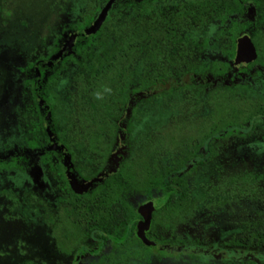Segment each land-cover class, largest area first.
<instances>
[{
    "label": "rangeland",
    "instance_id": "rangeland-1",
    "mask_svg": "<svg viewBox=\"0 0 264 264\" xmlns=\"http://www.w3.org/2000/svg\"><path fill=\"white\" fill-rule=\"evenodd\" d=\"M102 1L0 0V154L4 146H21L30 130L28 108L32 102L23 92L18 67L46 56L64 25L76 22L101 6ZM156 11L145 22L150 27L144 36H133L136 27L131 11L126 15L128 20L120 23L117 19L112 25V36L98 44L96 56L107 59L106 68L92 84L90 100L82 101L87 107L82 116L77 115L78 89L87 82L86 77L78 80L74 69L58 85L60 126L76 152L78 167L88 173L99 169L104 148L113 138L111 114L116 112L115 98L124 90V83L139 82L142 76L147 81L159 71L155 59L135 47L146 42L152 49L153 42L147 41L146 35L153 37L155 26L168 22V11ZM217 29V25L208 30L201 26L187 36L191 42L203 43ZM260 52L264 58V40ZM191 53L190 63L221 60L219 53L208 48ZM171 55L164 59L163 65L168 68L178 61ZM250 85L260 89L257 82ZM257 102L258 96L245 90L210 96L191 90L160 94L138 113L140 122L132 135V162L139 166L143 160H165L168 152L174 154L182 143L201 139L213 118L233 119L232 113L253 110ZM260 136L257 138L261 139ZM170 142L178 145L169 148ZM224 150L222 157L193 175L191 207L172 219L162 216L152 231L156 238L184 245L200 256L168 259L154 253L143 260L128 259L127 264H264V229L257 230L264 221V194L235 193L234 199L227 200L219 189L227 176L264 168V140L246 136L229 139ZM63 197L61 184L48 166L33 175L17 171L0 174V264H72L79 254L77 244L73 245L77 233L65 215ZM134 204L142 205L136 199ZM110 220L114 223V218ZM241 240L244 248H234ZM260 240L262 246L258 245ZM69 246L72 251L66 253L64 247ZM97 260L84 256L80 262L93 264Z\"/></svg>",
    "mask_w": 264,
    "mask_h": 264
},
{
    "label": "trees",
    "instance_id": "trees-1",
    "mask_svg": "<svg viewBox=\"0 0 264 264\" xmlns=\"http://www.w3.org/2000/svg\"><path fill=\"white\" fill-rule=\"evenodd\" d=\"M157 8L168 11V22L162 27L155 26L153 37L146 35L147 41L153 42L152 49L146 42L135 47L140 53L151 55L159 71L147 81L142 76L139 82L124 83V90L115 98L116 112L111 114L113 138L104 148L99 169L88 173L78 167L76 152L60 126L58 85L74 69L78 80L86 77L87 82L78 89L77 115L82 116L81 112L87 108L82 101L90 100L89 90L106 68L107 59L103 58V62L96 56L98 44L110 38L113 23L117 19L120 23L127 21L126 15L131 11L136 27L133 36H144L150 27L145 22L158 12ZM212 25H217L218 29L210 39L203 43L189 40L188 32L201 26L208 30ZM244 36L252 40L258 55L247 66L238 68L235 64L237 45ZM263 40L264 0H103L101 6L94 7L76 22L64 25L46 56L18 67L23 92L32 102L28 108L30 130L21 146L3 147L0 174L17 171L33 175L49 167L64 192L62 202L67 206L65 215L77 233L73 245L77 244L78 253L88 247L90 240L96 242L99 251L107 245L122 249L131 237L139 241L135 231L141 215L135 199L140 200V205L152 199L163 201V207L153 216V230L162 216L172 219L191 207L193 175L222 157L229 139L246 136L264 140V58L260 52ZM199 48L219 53L221 60L190 63L188 57ZM169 53L178 61L176 66L168 68L163 64ZM252 81L260 84L259 90L252 88ZM100 89H96L95 94ZM185 90L200 96L251 91L258 96V106L234 112L230 120L213 118V124L201 139L182 143L174 154L168 152L165 160H143L139 166L135 165L132 135L140 122L138 113L160 94L174 95ZM170 144L169 148L178 145ZM256 170L238 171L222 180L219 189L225 194L224 198L232 200L235 193L264 194V168ZM263 229L264 221L257 227V230ZM112 230L122 233L110 234ZM149 239L155 244V248L150 249H156L160 256L168 259L200 256L184 245L155 236ZM243 243L244 240L236 242L234 248L243 249ZM258 245L262 246L263 241ZM64 251L70 253L72 249L64 247Z\"/></svg>",
    "mask_w": 264,
    "mask_h": 264
},
{
    "label": "flooded vegetation",
    "instance_id": "flooded-vegetation-1",
    "mask_svg": "<svg viewBox=\"0 0 264 264\" xmlns=\"http://www.w3.org/2000/svg\"><path fill=\"white\" fill-rule=\"evenodd\" d=\"M257 55H258V51H257ZM152 200H156V199H152ZM150 201H147L143 203L140 207H138V212L140 213V209ZM158 210H156L153 213V216ZM153 219H152V223H153ZM143 222H144V219L141 215V220L135 231L136 237L139 241H136L134 237H131V238H128L130 239L129 242L126 243V245L122 246L123 247L122 249H115L114 246L107 245L99 251V246L96 244V242L94 240H90L88 247L83 252H80L77 255V257L75 258L77 261L74 260L72 264H82L83 262L82 261L80 262V260L84 256L90 257V258H96V259L98 258V260L93 262V264H127L126 261L128 259L134 262V261H138L141 259L142 260L146 259L147 256L152 255L154 253L157 254L158 252L156 251V249H152V250L150 249L151 247L155 248V244L151 242V240L149 239V236H155V235H152L153 233L152 231L154 230V229L152 230V224H151L150 230L146 234V238L143 239L142 237H140V234H141L140 227L143 224ZM119 233L121 234L122 232L121 231L118 232L117 230H112L110 232V234H119ZM162 257H165V256H162Z\"/></svg>",
    "mask_w": 264,
    "mask_h": 264
},
{
    "label": "water",
    "instance_id": "water-1",
    "mask_svg": "<svg viewBox=\"0 0 264 264\" xmlns=\"http://www.w3.org/2000/svg\"><path fill=\"white\" fill-rule=\"evenodd\" d=\"M97 26H94V28ZM93 30V29H92ZM90 30V31H92ZM75 39V38H74ZM257 57V49L252 40L248 36H244L239 39L237 45V56L235 59V64L238 68L248 65L253 62ZM56 146V144H55ZM164 205L161 199H156L148 202L140 209V214L142 215L144 222L140 227V237L146 238V234L150 230L153 213L162 208Z\"/></svg>",
    "mask_w": 264,
    "mask_h": 264
}]
</instances>
